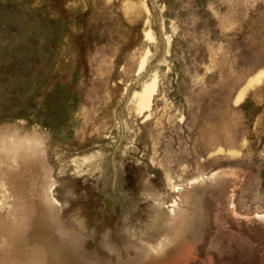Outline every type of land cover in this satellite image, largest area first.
I'll return each instance as SVG.
<instances>
[{
    "label": "rangeland",
    "instance_id": "rangeland-1",
    "mask_svg": "<svg viewBox=\"0 0 264 264\" xmlns=\"http://www.w3.org/2000/svg\"><path fill=\"white\" fill-rule=\"evenodd\" d=\"M0 264H264V0H0Z\"/></svg>",
    "mask_w": 264,
    "mask_h": 264
}]
</instances>
